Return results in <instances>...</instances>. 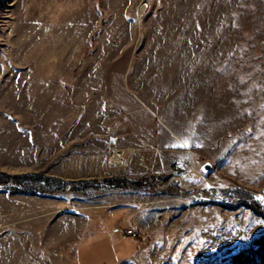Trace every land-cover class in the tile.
Listing matches in <instances>:
<instances>
[{
  "label": "rangeland",
  "instance_id": "1",
  "mask_svg": "<svg viewBox=\"0 0 264 264\" xmlns=\"http://www.w3.org/2000/svg\"><path fill=\"white\" fill-rule=\"evenodd\" d=\"M0 174V264H220L264 232V0H0Z\"/></svg>",
  "mask_w": 264,
  "mask_h": 264
},
{
  "label": "trees",
  "instance_id": "2",
  "mask_svg": "<svg viewBox=\"0 0 264 264\" xmlns=\"http://www.w3.org/2000/svg\"><path fill=\"white\" fill-rule=\"evenodd\" d=\"M18 179L19 178L15 176H6L0 174V185H3L9 181H16ZM154 180V176H143L135 179H129L125 177L122 179H112L113 185L118 187H141L145 182H152ZM173 187L174 184H172L171 188L167 189L165 192L171 195L185 193L175 187L174 191H172ZM240 191L241 189L232 192V200L238 201L240 204H243L257 214L264 216V208L252 202H244L242 192L240 193ZM217 260L220 264H264V232L252 238L245 247H232L226 249L222 256Z\"/></svg>",
  "mask_w": 264,
  "mask_h": 264
},
{
  "label": "crops",
  "instance_id": "3",
  "mask_svg": "<svg viewBox=\"0 0 264 264\" xmlns=\"http://www.w3.org/2000/svg\"><path fill=\"white\" fill-rule=\"evenodd\" d=\"M1 114H2V112H1ZM16 116V115H15ZM170 130V129H169ZM170 134L171 135H173L174 136V140H175V145H173V147H175L177 144H178V141H179V139H178V135H177V133L176 132H174V131H170ZM169 142V141H168ZM169 144H171V142H169ZM137 149V148H136ZM139 149V148H138ZM9 201H11V200H9ZM8 201V202H9ZM12 206V205H11ZM0 215H1V211H0ZM6 228H8V227H6ZM5 231L7 232V238H9V239H11V238H14V236H13V234H12V232H11V230L10 231H8L7 229H5ZM0 236H1V233H0ZM2 243V238L0 237V244Z\"/></svg>",
  "mask_w": 264,
  "mask_h": 264
},
{
  "label": "built area",
  "instance_id": "4",
  "mask_svg": "<svg viewBox=\"0 0 264 264\" xmlns=\"http://www.w3.org/2000/svg\"><path fill=\"white\" fill-rule=\"evenodd\" d=\"M261 199H264V193L263 194H255L254 195V200L257 202H262ZM235 222L238 223V219L235 218ZM125 234L129 235V236H134V231L132 229H127L125 231Z\"/></svg>",
  "mask_w": 264,
  "mask_h": 264
},
{
  "label": "bare ground",
  "instance_id": "5",
  "mask_svg": "<svg viewBox=\"0 0 264 264\" xmlns=\"http://www.w3.org/2000/svg\"><path fill=\"white\" fill-rule=\"evenodd\" d=\"M141 11H143V9H141ZM141 11H140V12H141ZM117 157H118V153L115 151V152H114V156H113V158L110 159V163H114V164H116ZM175 177H177V178L179 179V181H180V183H181L182 186H185V187L187 186V184L185 183V181L182 180L181 177H180L179 175H175ZM169 179H170V178H168V180H169ZM169 181H171V180H169Z\"/></svg>",
  "mask_w": 264,
  "mask_h": 264
},
{
  "label": "water",
  "instance_id": "6",
  "mask_svg": "<svg viewBox=\"0 0 264 264\" xmlns=\"http://www.w3.org/2000/svg\"><path fill=\"white\" fill-rule=\"evenodd\" d=\"M113 140L110 139V142H112ZM201 172L203 173H207L211 170V165L209 163H204L201 167H200Z\"/></svg>",
  "mask_w": 264,
  "mask_h": 264
},
{
  "label": "snow or ice",
  "instance_id": "7",
  "mask_svg": "<svg viewBox=\"0 0 264 264\" xmlns=\"http://www.w3.org/2000/svg\"><path fill=\"white\" fill-rule=\"evenodd\" d=\"M261 223H264V222H261Z\"/></svg>",
  "mask_w": 264,
  "mask_h": 264
}]
</instances>
